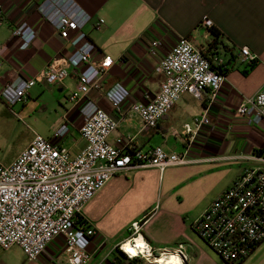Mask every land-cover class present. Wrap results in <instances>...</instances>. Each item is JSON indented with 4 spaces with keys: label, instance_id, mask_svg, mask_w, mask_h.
Masks as SVG:
<instances>
[{
    "label": "crops",
    "instance_id": "0c3cea01",
    "mask_svg": "<svg viewBox=\"0 0 264 264\" xmlns=\"http://www.w3.org/2000/svg\"><path fill=\"white\" fill-rule=\"evenodd\" d=\"M42 1L0 0L5 17L0 25V89L18 76L34 78L50 63L66 67L68 74L62 81L36 83L21 107L28 109L29 114L41 113L39 125L46 128L34 129L31 139L35 134L51 139L67 121L70 129L57 144L75 155L86 145L79 133V111L68 101V94L78 83L79 69L66 66L65 58L73 48L37 11ZM77 1L92 15L84 31L97 48L94 61L102 56L113 59L102 90L89 93L118 121L108 141L116 144L117 138L131 136V149L145 151L160 146L168 153L188 149L190 159L186 164L163 170L157 166L129 168L114 175L95 194L82 213L84 220L97 230L92 241L84 243L94 251L88 264H139L138 258L130 260L116 251L132 238L133 222L140 223L139 236L155 255L178 254L182 245L184 264H227L199 238L192 225L243 167L259 164L252 156L264 146V121L249 125L236 109L244 98L264 89V0ZM204 18L210 19L221 33L218 44H214L202 23ZM23 21L36 30L37 36L28 49L19 50V40L12 31ZM97 21L101 27L96 29ZM180 36L191 39L211 60L219 58L226 74L223 87L214 98L207 91L199 98L183 94L156 129L142 128L130 106L146 102L158 93L163 76L156 67ZM153 40L159 42L154 53ZM242 47L249 48L255 63L242 61ZM117 83L130 92L120 112L104 96ZM203 113L208 114L211 125L202 127L192 141L174 134L182 132L185 124L193 126L194 118ZM250 261L248 257L240 264H251ZM53 263H68L61 238L51 242L45 254L34 261L28 260L18 246L0 248V264Z\"/></svg>",
    "mask_w": 264,
    "mask_h": 264
},
{
    "label": "built area",
    "instance_id": "2783aa9c",
    "mask_svg": "<svg viewBox=\"0 0 264 264\" xmlns=\"http://www.w3.org/2000/svg\"><path fill=\"white\" fill-rule=\"evenodd\" d=\"M37 11L73 48L65 64L78 68L79 74L68 101L79 111L82 119L79 133L86 145L72 155L57 144L70 129L64 121L51 139L35 134L9 164L0 161V248L18 246L28 260L34 261L45 254L51 242L61 238L68 255L67 264H88L94 251L84 243L92 241L97 230L85 223L84 206L114 175L133 167L157 166L163 170L167 166L186 164L190 160L188 149L183 153H168L160 146L145 151L131 149V136L119 137L116 144L110 143L108 137L116 130L118 121L90 98L89 93L102 90L113 59L110 56H102L98 61L93 59L97 48L84 31L92 15L77 0H43ZM4 18L0 3V25ZM202 23L206 28L213 26L208 18ZM94 27L100 28L101 22H95ZM12 35L19 40L18 49L26 50L37 33L23 21L13 29ZM158 44V41L151 42L152 53ZM1 50L0 44V53ZM240 54L243 62L256 59L248 47H242ZM218 66L219 58L208 59L190 39L180 36L156 67L163 76L158 93L146 102L132 103L130 111L139 117L142 128L156 129L183 94L198 98L206 91L213 98L218 94L226 79V74L217 70ZM67 74L66 67L50 63L34 78L18 76L6 82L0 89V100L8 107L23 103L36 83L59 82ZM129 95L121 83L104 92L118 112ZM236 112L249 125L262 123L264 89L244 98ZM209 125L210 118L203 113L194 118L193 126L185 124L182 132L174 131V134L192 141L202 127ZM252 159L259 164L243 167L232 184L192 225L199 238L228 264H238L248 258L264 239V157L254 155ZM140 226L139 222H133L130 227L132 238L127 242L135 247ZM144 244V251H138L135 256L125 251L124 243L118 249L127 259L142 258L148 264H155L157 257L170 254L155 255L149 244L145 241ZM177 252L184 264L182 245Z\"/></svg>",
    "mask_w": 264,
    "mask_h": 264
},
{
    "label": "rangeland",
    "instance_id": "374dc122",
    "mask_svg": "<svg viewBox=\"0 0 264 264\" xmlns=\"http://www.w3.org/2000/svg\"><path fill=\"white\" fill-rule=\"evenodd\" d=\"M41 113L29 114L22 109L21 103L7 106L0 100V161L6 164L19 153L30 141L34 129L42 131L46 128L39 125ZM221 187V185H220ZM139 264H148L138 258ZM251 264L264 262V241L249 256Z\"/></svg>",
    "mask_w": 264,
    "mask_h": 264
},
{
    "label": "bare ground",
    "instance_id": "6f19581e",
    "mask_svg": "<svg viewBox=\"0 0 264 264\" xmlns=\"http://www.w3.org/2000/svg\"><path fill=\"white\" fill-rule=\"evenodd\" d=\"M137 247L133 246L130 242H125L123 248L130 255L135 256L138 251H144V240L141 236L136 238ZM155 264H183L181 257L176 253H171L169 255H163L157 257Z\"/></svg>",
    "mask_w": 264,
    "mask_h": 264
},
{
    "label": "trees",
    "instance_id": "16d2710c",
    "mask_svg": "<svg viewBox=\"0 0 264 264\" xmlns=\"http://www.w3.org/2000/svg\"><path fill=\"white\" fill-rule=\"evenodd\" d=\"M207 30H208V32H209V34L210 35H212V37H213V42H214V44H218L219 42H220V36H221V33L219 32V30L217 29V28H215L214 26H211L210 28H207ZM188 38V37H187ZM189 39V38H188ZM191 40V39H190ZM192 41V40H191ZM211 46V45H210ZM202 51V50H201ZM208 58V57H207ZM208 59H210V58H208ZM211 60V59H210ZM256 62V59L255 60H253V61H251V62H249V64H253V63H255ZM217 70L219 71V72H223V73H225L224 72V70L222 69V67L221 66H218L217 67ZM130 153H131V151H129ZM255 154L257 155V156H261V157H264V146L262 147V148H259V149H256L255 151ZM85 221V220H84ZM85 223H88V222H86L85 221ZM264 241V239L262 240V241H260L255 247H254V249H253V251H255V249L262 243ZM119 254H121V252L119 251V249L117 248V250H116ZM253 251H252V253H253ZM251 253V254H252ZM136 259V258H135ZM247 259V258H246ZM246 259H244V260H242L240 263H242L243 261H245ZM226 263V262H225ZM240 263H238V264H240ZM228 264V263H227Z\"/></svg>",
    "mask_w": 264,
    "mask_h": 264
}]
</instances>
